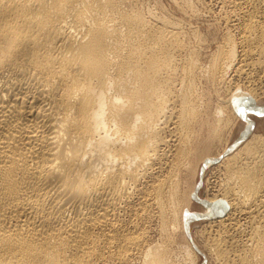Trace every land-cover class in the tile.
Returning a JSON list of instances; mask_svg holds the SVG:
<instances>
[{
	"label": "bare ground",
	"instance_id": "bare-ground-1",
	"mask_svg": "<svg viewBox=\"0 0 264 264\" xmlns=\"http://www.w3.org/2000/svg\"><path fill=\"white\" fill-rule=\"evenodd\" d=\"M173 1L0 0V264H264V0Z\"/></svg>",
	"mask_w": 264,
	"mask_h": 264
},
{
	"label": "rangeland",
	"instance_id": "rangeland-1",
	"mask_svg": "<svg viewBox=\"0 0 264 264\" xmlns=\"http://www.w3.org/2000/svg\"><path fill=\"white\" fill-rule=\"evenodd\" d=\"M156 2H162V3H160L159 5H161V7L163 8V10H165V8H166V10H165V12H167L168 14H172L171 16H173L174 15V18H178V20H183L182 22H184V25H185V27L188 29V30H192L193 29V27L195 28V27H198V30L200 31V33H201V35L204 37V40H206L205 42V44L207 45V44H209V43H211V39H212V42H213V39L216 37V36H218V33H220V31H219V28H220V26H219V24L217 23H214V22H217V21H214L213 20V18L211 17V16H209L210 14H208V16L206 15H204V16H201L200 18H190V17H188V15L187 14H185L184 12L182 13V11L180 10V8H179V6H177V4H176V2H172V0H155ZM198 2H201V3H199L200 4V8L201 9H203V10H205V11H210V9H212V8H215V4H214V2L211 0H204V1H202V0H199ZM205 2V3H204ZM211 2H212V4H211ZM163 4V5H162ZM205 4H210L209 6L208 5H206L205 6ZM214 4V5H213ZM203 6H204V8H203ZM174 7H176V8H174ZM207 9H206V8ZM178 8H179V10H178ZM210 8V9H209ZM180 11L179 13H178V11ZM173 11L175 12V13H173ZM176 11H177V13H176ZM175 14H177V15H175ZM183 17H185V18H183ZM188 17V18H187ZM208 18V19H206V18ZM211 19V20H210ZM196 21V22H195ZM207 21H209L208 23H207ZM188 23V25H186L185 23ZM194 22V23H193ZM200 22V23H199ZM204 22V24H202ZM214 23V25L212 26L211 24H213ZM189 23H191V24H189ZM206 23V24H205ZM211 23V24H210ZM216 24V25H215ZM190 25H192L193 27H191ZM206 25V26H205ZM209 25V26H208ZM201 26V27H200ZM206 27V28H205ZM211 27V28H210ZM216 27V28H215ZM208 28V29H207ZM212 28H213V30H212ZM215 28V29H214ZM197 29V28H196ZM204 29V30H203ZM209 29H211L210 31H208ZM216 30V31H215ZM208 31V32H207ZM216 32H217V34H216ZM203 33V34H202ZM214 33V34H213ZM208 34V35H207ZM210 34V35H209ZM207 35V36H206ZM211 35H213V36H211ZM220 35V34H219ZM210 36V37H209ZM206 38V39H205ZM215 47H216V44L214 43L213 45H211V48L210 49H208V53L211 51V50H214L215 49ZM235 80V81H234ZM232 82H231V85H230V87H231V89L232 88H234V87H236V86H238V85H243L244 86V84H243V82H242V80L240 79V80H238L237 78H235ZM239 82V83H238ZM237 83V84H236ZM235 85V86H234ZM225 91H222V94H221V96H222V98L221 99H227V97H228V95H227V91H226V93H224ZM215 92H211V95H212V98L215 100L216 98H217V96H216V94H214ZM223 94H225V95H223ZM230 113V112H229ZM230 117H231V125L227 128V129H225V133L223 134V137H226V140L225 141H221V142H219V143H217V145L213 148L214 150H212V153L213 154H218V153H220L221 151H222V149L224 148V146L226 145V142L227 143H229L230 141H232V139L234 138V136H236L237 135V133H238V130H239V125H240V122H241V120L240 119H233V117H232V115H231V113H230ZM252 117V119L253 120H255V122H256V124H257V127H260L261 128V126H263L264 127V122L262 121V119L261 118H258L257 116H251ZM234 121V122H233ZM230 128H233V129H230ZM231 132H230V131ZM229 131V132H228ZM229 135H228V134ZM232 138V139H231ZM223 139H225V138H222V140ZM220 144V145H219ZM221 144H223V146L221 145ZM216 150H218V152L216 151ZM213 174V175H212ZM212 177H211V176ZM211 177V179H210V177ZM216 176V177H215ZM209 179V180H208ZM214 179V180H213ZM217 179H218V171H217V169H216V166L215 165H212V166H210V167H207V169H206V171L204 172V175H203V183H204V187H202V196H204V197H210V195L211 194H213L214 193V186H215V184H216V182H217ZM213 180V181H212ZM207 181L209 182V183H211L212 185H209V183H207ZM214 185V186H213ZM212 186V187H211ZM209 190H208V189ZM213 189V190H212ZM208 190V191H207ZM206 191H207V193H206ZM212 192V193H211ZM210 193V194H209ZM207 194V195H206ZM212 196V195H211ZM196 209H198V210H200L201 208H198V207H195ZM206 225V223H203V222H198V223H195V224H193V227H192V231H193V239H194V241L198 244V246L200 247V249L203 251V253L205 254V257L204 256H202V255H200L199 254V259H198V261H199V263H203L204 262V260H206L207 259V262H208V264H214V262H215V264H218L217 263V260H215V258H213L211 255H210V253H209V251H208V247H206L205 248V250H204V247H205V245L206 246H208V242H209V238H208V236L207 235H203L201 232L203 231V227ZM203 226V227H202ZM194 229V230H193ZM201 229V230H200ZM198 231V232H197ZM197 232V233H196ZM198 235V238L196 237L197 235ZM200 239H202V240H200ZM205 239V240H204ZM202 242V243H201ZM203 245V246H202ZM210 255V256H209Z\"/></svg>",
	"mask_w": 264,
	"mask_h": 264
}]
</instances>
